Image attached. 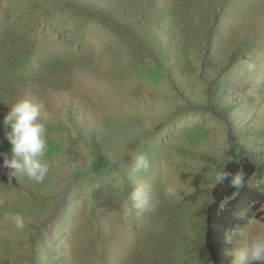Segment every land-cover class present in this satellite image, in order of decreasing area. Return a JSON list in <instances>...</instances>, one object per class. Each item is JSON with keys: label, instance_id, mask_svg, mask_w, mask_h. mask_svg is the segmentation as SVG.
Masks as SVG:
<instances>
[{"label": "rangeland", "instance_id": "obj_1", "mask_svg": "<svg viewBox=\"0 0 264 264\" xmlns=\"http://www.w3.org/2000/svg\"><path fill=\"white\" fill-rule=\"evenodd\" d=\"M188 1L130 5L146 25L166 22L175 6L183 22L177 42L162 34L139 52L123 38L128 21L106 25L64 8L74 24L66 38L59 0H36L34 10L28 0H0V122L17 99L39 103L49 162L42 183L13 174L0 123V264H215L207 229L217 174L249 158L259 166L250 187L264 192V0ZM245 41L250 49L238 55ZM167 46L173 55L161 59L153 48ZM26 52L27 67H15ZM137 154L148 157L146 172L132 170ZM140 182L157 191L172 183L176 194L145 214L130 200ZM13 213L24 216L23 229ZM256 233H264L256 219L236 226L222 257L234 264L240 242Z\"/></svg>", "mask_w": 264, "mask_h": 264}, {"label": "trees", "instance_id": "obj_2", "mask_svg": "<svg viewBox=\"0 0 264 264\" xmlns=\"http://www.w3.org/2000/svg\"><path fill=\"white\" fill-rule=\"evenodd\" d=\"M50 1L51 0H46V2ZM102 1L103 0H86V3L84 5L85 8H82L80 3L75 0H59V2H57L55 5L53 4V10L60 9L59 19L62 23L63 35L66 38H71L74 31V24L72 23V21L62 15L64 8H68L72 11L75 10L76 12L84 10L86 19H88L89 14L100 17L102 23L106 25L116 24V22L121 21V19L124 21H128L130 29L123 28V38L130 39L132 42L136 43L137 47H135L134 49L139 52L142 51L143 48L139 47L138 43L143 45L145 42H151L154 46L157 43L158 38L162 34L165 37H169L174 42H177V40L173 36V31L177 27H182L183 23L180 18L181 13L179 12V7H170L168 13L169 18L166 20V22H162L160 18L155 24L156 19L153 18V21L151 20L150 23L146 25L141 21L140 17H136L134 12L130 10V5L132 6L137 3L143 10H146L148 7L152 6V0H110V2L106 4L108 5L107 7L105 6L102 10L98 11V9L101 7ZM191 1H188L187 3H190ZM209 1L213 2L215 8L220 3V0ZM28 2L30 3L29 10H34L33 4L36 2V0H28ZM88 5H90L91 7L94 6L96 7V9L91 12H87ZM187 7V12L191 14V11L189 9V7L191 6ZM168 21L172 24V28L169 31H167L169 28H165ZM66 22H71L73 24V26L70 28V31L68 32L64 31ZM125 31H128V34L126 36L124 35ZM207 31L208 27L201 31V33H206ZM212 39L213 37L211 36V40ZM198 42L199 38L194 42H190V45H193V48H195L196 46H198ZM151 48L152 47L148 48V50ZM232 48L235 49V45H232ZM153 49L161 55V59L163 55L167 57L170 56L171 53L173 55L172 49H170L169 46L160 47L159 49ZM180 49L185 50V52L182 53V56L188 59V51L186 50V48L180 45ZM249 49L250 43L245 41L243 44V48H239L236 50L237 54L241 55L244 53V51H249ZM54 59L61 62L60 58ZM171 60L175 61V58L169 57L168 64L171 63ZM29 61V52H26L19 59L15 60L14 64L15 67L25 69ZM188 61L190 62V60ZM188 61L187 63H189ZM141 65L143 64H140L139 67ZM226 83V81L216 83V87H214L213 91L216 88H218V90H215L214 92L212 91L214 95L213 100L215 103L218 102L219 98L221 97V92L225 88ZM258 169L259 166L256 165V163L252 162L249 158H246L245 160L232 161L230 164H228L224 173L228 172L233 174H242V185L233 188L226 180L223 183H220L218 188L215 190V202L209 208L210 214L207 229V242L215 264H233L228 259H225L222 256L225 254V250L228 247V234L236 226L250 223L252 219H256L264 225V192L259 189L250 187V179L256 175Z\"/></svg>", "mask_w": 264, "mask_h": 264}, {"label": "clouds", "instance_id": "obj_3", "mask_svg": "<svg viewBox=\"0 0 264 264\" xmlns=\"http://www.w3.org/2000/svg\"><path fill=\"white\" fill-rule=\"evenodd\" d=\"M41 105L29 98L15 100L4 116V139L10 145V156L4 159V166L12 169L13 174H21L36 183H42L49 174L48 130L41 119ZM132 170L135 173L146 172L150 161L144 154L133 156ZM218 183L228 181L233 188L243 183L240 173L217 174ZM176 187L168 183L162 191H157L146 182L135 183V189L130 195L133 207L139 212L154 213L163 198H172ZM243 215V214H241ZM17 229L25 227V218L19 213L8 217ZM234 264H258L264 262V233L251 234L245 237L234 252Z\"/></svg>", "mask_w": 264, "mask_h": 264}]
</instances>
